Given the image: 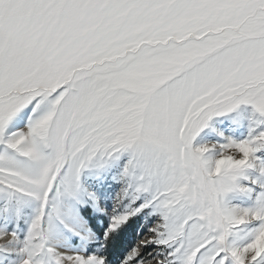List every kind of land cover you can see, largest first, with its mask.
<instances>
[{"label": "snow or ice", "instance_id": "obj_1", "mask_svg": "<svg viewBox=\"0 0 264 264\" xmlns=\"http://www.w3.org/2000/svg\"><path fill=\"white\" fill-rule=\"evenodd\" d=\"M0 264H264V0H0Z\"/></svg>", "mask_w": 264, "mask_h": 264}]
</instances>
